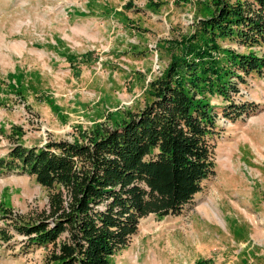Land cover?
I'll return each instance as SVG.
<instances>
[{"label":"rangeland","instance_id":"rangeland-1","mask_svg":"<svg viewBox=\"0 0 264 264\" xmlns=\"http://www.w3.org/2000/svg\"><path fill=\"white\" fill-rule=\"evenodd\" d=\"M211 7V0H0V158L15 143L82 142L143 107L149 83ZM230 47L264 56V46ZM238 87L234 100L255 110L235 122L220 112L226 102L211 98L214 174L179 215L141 218L110 264H264V70ZM47 209L48 190L34 176L0 170V215L28 222ZM5 223L0 216L11 235L0 234V264H47L51 246L25 250Z\"/></svg>","mask_w":264,"mask_h":264},{"label":"trees","instance_id":"trees-1","mask_svg":"<svg viewBox=\"0 0 264 264\" xmlns=\"http://www.w3.org/2000/svg\"><path fill=\"white\" fill-rule=\"evenodd\" d=\"M211 1L180 56L149 83L143 107L82 142L15 143L0 158V170L27 173L48 190L45 216L0 215L25 250L51 246L47 264H110L141 218L179 215L214 174L211 98L226 102L220 112L231 122L255 110L233 95L247 76L262 75L264 56L230 46H264V0Z\"/></svg>","mask_w":264,"mask_h":264},{"label":"bare ground","instance_id":"bare-ground-1","mask_svg":"<svg viewBox=\"0 0 264 264\" xmlns=\"http://www.w3.org/2000/svg\"><path fill=\"white\" fill-rule=\"evenodd\" d=\"M202 211H203V213L205 214V215H212L213 214V212H214V210H213V207L212 206H204L203 208H202ZM214 215H215V213H214Z\"/></svg>","mask_w":264,"mask_h":264}]
</instances>
